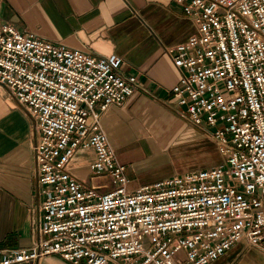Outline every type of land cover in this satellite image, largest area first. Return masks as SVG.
Masks as SVG:
<instances>
[{"label": "built area", "instance_id": "obj_1", "mask_svg": "<svg viewBox=\"0 0 264 264\" xmlns=\"http://www.w3.org/2000/svg\"><path fill=\"white\" fill-rule=\"evenodd\" d=\"M196 32L165 52L180 72L163 103L213 137L223 161L128 188L102 117L138 91L123 56L97 55L10 22L0 26V86L35 123L33 241L0 264H211L244 241L264 251V0H175ZM94 149L84 178L76 155Z\"/></svg>", "mask_w": 264, "mask_h": 264}, {"label": "crops", "instance_id": "obj_2", "mask_svg": "<svg viewBox=\"0 0 264 264\" xmlns=\"http://www.w3.org/2000/svg\"><path fill=\"white\" fill-rule=\"evenodd\" d=\"M5 22L97 55L116 52L125 60L123 74L147 86L149 92L138 91L102 117L110 144L127 166L129 190L217 165L199 167L203 134L163 103L173 100L181 77L165 47L196 32L175 0H0V26ZM35 134L34 120L0 86V252L29 248L33 241L40 200ZM95 158L94 149L80 151L73 172L88 177ZM39 264L73 263L50 255ZM211 264H264V251L239 241Z\"/></svg>", "mask_w": 264, "mask_h": 264}, {"label": "rangeland", "instance_id": "obj_3", "mask_svg": "<svg viewBox=\"0 0 264 264\" xmlns=\"http://www.w3.org/2000/svg\"><path fill=\"white\" fill-rule=\"evenodd\" d=\"M200 133L203 134L204 140L202 145L199 146V167H205L209 164L214 165L215 163H221L223 161V155L219 150L216 140H214L213 137L207 136L206 134L199 131V134ZM174 166L180 167V164L177 160L175 161Z\"/></svg>", "mask_w": 264, "mask_h": 264}]
</instances>
